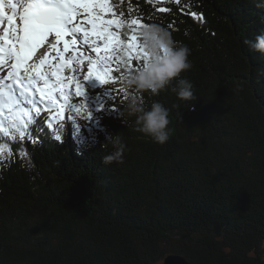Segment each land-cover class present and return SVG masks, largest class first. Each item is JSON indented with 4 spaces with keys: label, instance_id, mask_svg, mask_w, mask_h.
Returning <instances> with one entry per match:
<instances>
[{
    "label": "trees",
    "instance_id": "obj_1",
    "mask_svg": "<svg viewBox=\"0 0 264 264\" xmlns=\"http://www.w3.org/2000/svg\"><path fill=\"white\" fill-rule=\"evenodd\" d=\"M113 2L191 49L189 71L141 97L145 107L159 101L169 110L170 138L160 145L135 131L120 93L106 111L105 138L81 156L68 159V144L51 142L33 149L26 170L1 161L0 264H155L168 255L264 264V55L245 43L264 34L262 3L169 0L170 11L160 13L146 0ZM181 78L196 100L171 91ZM79 125L81 137L95 129L89 120ZM114 135L126 150L122 162L106 165Z\"/></svg>",
    "mask_w": 264,
    "mask_h": 264
},
{
    "label": "snow or ice",
    "instance_id": "obj_2",
    "mask_svg": "<svg viewBox=\"0 0 264 264\" xmlns=\"http://www.w3.org/2000/svg\"><path fill=\"white\" fill-rule=\"evenodd\" d=\"M117 8L113 0H0V155L5 138L32 140L41 119L54 132L65 122L79 132L76 115L91 119L85 83L115 84L141 70L147 54L136 33L147 24Z\"/></svg>",
    "mask_w": 264,
    "mask_h": 264
},
{
    "label": "clouds",
    "instance_id": "obj_3",
    "mask_svg": "<svg viewBox=\"0 0 264 264\" xmlns=\"http://www.w3.org/2000/svg\"><path fill=\"white\" fill-rule=\"evenodd\" d=\"M257 7H264L258 4ZM141 40V47L147 54L144 66L139 71H126L122 78L120 89L126 93V111L135 117V131L150 137L155 143L163 145L170 138L168 129L169 110L157 101L150 107H145L141 99L143 93L148 92L156 96L167 89L173 80H177L181 73L192 68L189 60L191 49L175 41L172 34L158 24L150 23L137 31ZM250 48L264 55V34L257 35L253 41H245ZM124 61V55L120 57ZM264 75V70L261 72ZM178 86L171 89L182 101H193V84L188 79H178ZM112 145L113 151L103 158L104 164L120 163L126 150V144L119 135L106 139Z\"/></svg>",
    "mask_w": 264,
    "mask_h": 264
},
{
    "label": "rangeland",
    "instance_id": "obj_4",
    "mask_svg": "<svg viewBox=\"0 0 264 264\" xmlns=\"http://www.w3.org/2000/svg\"><path fill=\"white\" fill-rule=\"evenodd\" d=\"M87 83H89V82H87ZM91 83H93L94 84V82L92 81ZM90 83V84H91ZM106 100H109V101H111V99H110V97H106ZM96 103H97V101L94 99V98H91V104L92 105H96ZM104 109L106 110V111H114L115 109H113L112 107H110V105H105V107H104ZM94 111V118H95V116H96V110L94 109L93 110ZM110 112H106V113H104V114H102L101 116H100V118H101V121L104 123V120H105V118H108L109 116H111L110 115ZM66 116L68 115L67 113L65 114ZM106 130H107V127H106ZM104 134L106 133L105 131L103 132ZM75 152V149L73 148V149H71V151L69 152V155L70 156H68V155H66V158H68V159H70V157H71V159H72V157L74 156V153ZM71 153V154H70ZM72 155V156H71ZM222 230H223V228H222ZM241 235L243 234L245 237H246V235H248V234H245V233H243V231L240 233ZM244 238V237H243ZM247 238V237H246ZM261 250H262V245H260L258 248H256V249H253L251 252H253L252 253V256H250L249 258H255L256 257V254H255V257H254V253L255 252H258V256H259V253L261 252ZM264 252V251H263ZM263 252L261 253V255H262V257H264L263 256ZM170 256H172V255H168L167 256V258H169ZM180 257H182V256H180ZM215 257V256H214ZM212 258L214 261H215V259H216V257L215 258ZM168 261V260H167ZM175 261H173V259L169 262V264H173ZM186 263H188V264H190L189 262H186ZM155 264H165L164 262H161V263H158V262H155ZM239 264H251V262L250 261H247V260H245V259H241L240 261H239ZM254 264H256V263H254Z\"/></svg>",
    "mask_w": 264,
    "mask_h": 264
},
{
    "label": "water",
    "instance_id": "obj_5",
    "mask_svg": "<svg viewBox=\"0 0 264 264\" xmlns=\"http://www.w3.org/2000/svg\"><path fill=\"white\" fill-rule=\"evenodd\" d=\"M173 259V261H175L173 264H188V263H186V261L182 258V257H180V256H175V255H172V256H170L169 258H166V260H165V264H169V262L171 261ZM168 260V261H167Z\"/></svg>",
    "mask_w": 264,
    "mask_h": 264
},
{
    "label": "bare ground",
    "instance_id": "obj_6",
    "mask_svg": "<svg viewBox=\"0 0 264 264\" xmlns=\"http://www.w3.org/2000/svg\"><path fill=\"white\" fill-rule=\"evenodd\" d=\"M261 24V23H260ZM263 26V25H262ZM185 260V258H183ZM186 261V260H185ZM187 262V261H186Z\"/></svg>",
    "mask_w": 264,
    "mask_h": 264
}]
</instances>
